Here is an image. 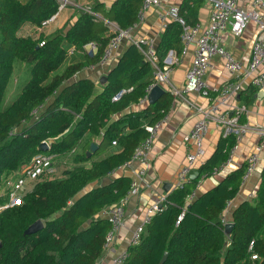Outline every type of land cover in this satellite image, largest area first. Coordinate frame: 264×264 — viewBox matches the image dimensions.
Here are the masks:
<instances>
[{
  "label": "trees",
  "instance_id": "obj_1",
  "mask_svg": "<svg viewBox=\"0 0 264 264\" xmlns=\"http://www.w3.org/2000/svg\"><path fill=\"white\" fill-rule=\"evenodd\" d=\"M141 4L142 0H113L108 7L103 0H95L92 10L101 12L104 19L82 11L64 34L47 38L43 32L37 37L20 36L18 30L28 21L40 26L58 11L57 0H0V189L4 180L40 152L42 142L49 143V154L63 155L72 152L88 133L101 138L93 154L87 153L89 140L74 157L79 163L91 160L90 166H75L64 169L60 177L34 181L20 204L0 211V264H97L103 257L111 224L99 213L121 201L131 178L118 175L84 190L131 160L148 135L145 125L165 117L173 98L165 93L143 109L128 112L153 80V68L144 54L131 44L107 73L103 90L97 92L92 79H75L84 67L82 62L61 69L69 54V45L64 44L84 50L87 44L96 43V53H89L87 62L98 63L114 35L105 19L127 28L138 20ZM202 4L203 0H182L180 15L195 24ZM181 35V25L170 21L157 48L161 58L171 49L181 51ZM17 61L30 65V76L5 106ZM124 88L128 91L114 101L113 96ZM249 88L254 92L252 84ZM251 96L248 93L245 99ZM236 143L232 132L221 139L213 155L199 166V176L166 196L140 243L128 247L130 257L125 264H264V166L256 197L233 209L234 226L229 232L222 218L240 191L246 165L187 201L201 177L213 175L230 158ZM102 151L107 152L103 158L92 160ZM182 211L184 217L178 224ZM37 220L43 227L25 233ZM252 253L258 259H252Z\"/></svg>",
  "mask_w": 264,
  "mask_h": 264
},
{
  "label": "crops",
  "instance_id": "obj_2",
  "mask_svg": "<svg viewBox=\"0 0 264 264\" xmlns=\"http://www.w3.org/2000/svg\"><path fill=\"white\" fill-rule=\"evenodd\" d=\"M19 1L26 3L29 0ZM103 1L108 7H110L113 2V0ZM94 4L95 0H78V2L76 1V5H68L66 8L58 12L55 19L45 26H39L29 21L25 22L19 28L18 34L25 37H37L40 32H43L47 38H51L57 34H64L68 26L77 20L82 11H85L86 6H93ZM210 11V5L203 0V4L199 10V21L206 24L209 21ZM93 12L96 16L103 18L101 12ZM156 13L157 11L155 9L147 12L146 19L135 29L134 36L154 40L157 49L165 28L162 27ZM256 39H264V33L259 30L258 25L255 22L249 23L240 34L233 33L230 27H228L222 35V42L224 45L244 64H247L251 58L252 47ZM64 45H69V54L65 65L62 66L61 69L68 64L82 62L84 67L75 75V79H92L96 83V91L100 92L104 88V85L101 82L102 77L107 76L109 70L117 64L122 53L131 45V41L130 39L123 40L116 56L104 66H99L97 63L88 64L87 62V55L89 53L90 55L96 53L97 47L92 51L89 44L85 46L84 50H77L74 46L67 43ZM182 50L183 44L180 52L176 49H171L167 55L162 58L163 64H165V59L172 52V62L169 65L171 67V72L167 82L163 83L161 86L166 93H170L173 102L166 115V122L158 132L153 144L151 151V166L147 171V175L144 177L142 187L140 191L131 195L126 203L127 225L117 233L116 239L113 243L112 253H108L107 251L104 252L103 257L97 262V264H111L112 254L119 253L128 248L130 246L132 233L136 227L142 223L148 207L153 203L160 202L162 199L166 198L172 190H174L180 168L182 167L187 154L195 151L193 145L184 141V135L197 120L201 110L218 96L219 89L228 82L237 81L235 77H232L230 73H228L221 58L216 55L212 58V66L205 75V80L210 88L209 94L207 96H202L198 91H182L186 80L187 70L193 60L194 45H190L186 53H183ZM262 71H264V61L257 70V72ZM29 76L30 65L22 61H17L14 65L12 79L8 84L6 91L5 99L7 97L8 101H4L5 106H8L13 102L28 81ZM251 78L252 77L245 79L242 87L235 91L229 99V104L246 105L247 111L242 114L240 122L247 123L250 128L244 138L240 142L237 141L236 145L232 148L230 158L224 162L225 164L222 166L221 171L208 177H201L200 183L194 192L195 197L200 193L209 190L216 184L211 177H214L217 182H219L231 171L246 165L248 155L252 152L259 140L257 130L259 128H264V94L259 93V90L256 87L253 89L254 92H250L252 89L249 88ZM173 90H179L180 92L174 93ZM242 91L243 95L241 94ZM248 93H252V96L246 100L245 98L248 96ZM146 106L147 104H133L127 109V111L132 112L140 110ZM228 134L229 133H226L224 129L215 124L210 127V131L204 143L205 156L203 161H206L211 155H213L220 140L225 138ZM89 140H91L90 144L95 142L98 147L100 146V137L94 138L90 133L86 134L76 147L75 154L72 155L69 153V155L73 156L71 163H69V161H63L65 155L68 153L63 155L57 154L54 156L53 166L55 172L50 176H61L64 169H71L75 166H90L91 160L84 163L75 162L74 160L75 155L83 151ZM90 144L87 152L90 149ZM106 153V151H102L94 156L92 160L101 159ZM263 166L264 149L260 153L255 171L245 184H242L241 182L239 193L234 199L229 201L228 207L224 211V214L230 221L232 219V211L235 207L244 200H252L256 197ZM134 167L135 165H123L112 175L91 183L84 191H88L97 185L108 182L118 175H125L131 178L132 169ZM17 170H15L11 176H13ZM32 185L33 182H30L28 191L32 190Z\"/></svg>",
  "mask_w": 264,
  "mask_h": 264
},
{
  "label": "built area",
  "instance_id": "obj_3",
  "mask_svg": "<svg viewBox=\"0 0 264 264\" xmlns=\"http://www.w3.org/2000/svg\"><path fill=\"white\" fill-rule=\"evenodd\" d=\"M77 0H57L58 11L41 23L45 26L52 22L57 13L66 8L68 5H76ZM181 0H142L141 8L138 12V20L127 28H120L114 21L105 20L113 29V37L104 48L102 57L97 63L104 66L113 59L119 50L123 40L130 39L131 44L135 45L145 56L146 60L153 68V80L145 90V95L140 99V104H147L149 94L156 85L166 83L171 72L169 66L172 62V52L165 59V64L158 54L154 40L145 37H135L134 31L140 23L146 19L148 11L155 9L157 17L163 28L170 21H177L182 27L181 42L183 44V53H186L190 45H194L193 60L186 73V80L182 91H198L202 96H207L210 92L209 85L205 80V75L212 66V58L219 56L224 63L225 68L232 77L237 81L224 84L218 91V96L210 102L200 112L199 117L193 123L189 131L184 135V141L195 147L194 152H189L185 161L180 168L178 180L174 189L182 188L189 181V173L203 164L205 156V139L210 131V127L215 124L226 131V133H235L236 139L240 142L249 130L247 123H241L242 114L247 111L246 105L229 104V99L235 91L242 87L245 79L251 78V84L264 94V71L257 72L259 66L264 61V39H256L253 47L251 58L247 64L237 59L233 53L222 42V35L228 27L235 34H240L244 28L251 22H255L261 32L264 33V0H204L210 7L209 21L205 24L198 21L195 24H189L180 15L179 6ZM85 11L95 14L91 6H86ZM42 42L41 44H43ZM92 51L96 49V43H90ZM73 52V51H72ZM257 72V73H256ZM128 90L121 89L114 96L113 100L117 101ZM179 93V90H173ZM35 113L38 109L34 110ZM166 122V116L152 124L145 125L148 135L135 148L132 158L125 166L135 167L132 169L131 184L126 195L121 201L112 206L103 209L99 215L107 218L111 224L106 234L104 250L112 253L113 243L117 233L127 225L126 203L131 195L140 191L144 177L151 166V151L156 136ZM259 140L248 155L246 160L245 173L242 177V184H245L257 167L260 153L264 149V128L257 130ZM47 142V141H44ZM48 143V142H47ZM116 142L114 141L113 144ZM49 145V143H48ZM50 146V145H49ZM54 154L47 151H40L28 162L23 164L8 181L7 193L8 203L1 206L0 211L5 207L20 204L23 193L28 190L30 182L41 180L44 177L54 173L53 159ZM222 165L214 169L213 174L221 171ZM195 193L188 196L187 201H191ZM162 199L160 202L151 204L143 221L132 233L131 245L139 244L147 225L152 221L154 215L161 210ZM19 201V203H17ZM184 212L179 215L177 223L179 224L184 217ZM223 223H228L226 215H223ZM254 241L250 243L249 250H253ZM130 257L128 248L111 256V264H125ZM252 259H258V255L252 253Z\"/></svg>",
  "mask_w": 264,
  "mask_h": 264
},
{
  "label": "water",
  "instance_id": "obj_4",
  "mask_svg": "<svg viewBox=\"0 0 264 264\" xmlns=\"http://www.w3.org/2000/svg\"><path fill=\"white\" fill-rule=\"evenodd\" d=\"M106 78H107V76H103L101 79V82L103 83L106 80ZM165 93H166V91L164 90V88L161 85H156L151 90V92L149 94V103L156 102ZM97 147H98V145L95 142H92L90 144V149L87 152L88 155L93 154L96 151ZM49 148H50V146L48 145L47 142H42L40 144V146L38 147L39 151H48ZM199 174H200L199 169L195 168V169L191 170L188 177L190 180L195 179L199 176ZM211 178L215 183H217V180L214 177H211ZM233 226H234L233 221H229L228 223L225 224V228L228 232L233 228ZM42 227H43V222L41 220H37L30 227L27 228L25 233L30 234V233L36 232L37 230L41 229ZM166 257H167V253L164 254L162 261H164L166 259Z\"/></svg>",
  "mask_w": 264,
  "mask_h": 264
},
{
  "label": "rangeland",
  "instance_id": "obj_5",
  "mask_svg": "<svg viewBox=\"0 0 264 264\" xmlns=\"http://www.w3.org/2000/svg\"><path fill=\"white\" fill-rule=\"evenodd\" d=\"M83 1H85V0H83ZM89 1V0H88ZM77 2H78V0H77ZM87 2V1H86ZM85 2V3H86ZM92 6V5H91ZM112 31H113V29H112ZM5 102L6 101H8V98L6 97V99L4 100ZM76 149V148H75ZM75 149L72 151V152H70V154H72V155H74L75 154ZM72 157L73 156H71V155H69V153L68 154H66L65 155V159L63 160V161H66V162H68L69 161V163H71L72 162ZM54 172H55V169H54ZM56 174V173H55ZM11 176V175H10ZM10 176L6 179V180H4V182L2 183V187H1V189H0V199H2V200H0V208H1V206L3 207V205L6 203H8V196H7V187H8V184H7V181H8V179L10 178ZM58 177V175H55V177ZM60 177V176H59ZM6 195V196H5Z\"/></svg>",
  "mask_w": 264,
  "mask_h": 264
},
{
  "label": "snow or ice",
  "instance_id": "obj_6",
  "mask_svg": "<svg viewBox=\"0 0 264 264\" xmlns=\"http://www.w3.org/2000/svg\"><path fill=\"white\" fill-rule=\"evenodd\" d=\"M17 203H19V201H17Z\"/></svg>",
  "mask_w": 264,
  "mask_h": 264
}]
</instances>
